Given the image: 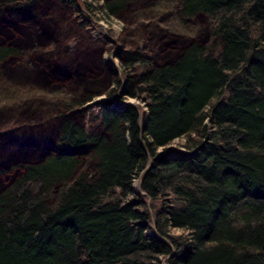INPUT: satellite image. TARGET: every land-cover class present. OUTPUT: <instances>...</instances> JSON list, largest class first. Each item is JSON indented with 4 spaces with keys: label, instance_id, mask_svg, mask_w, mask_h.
<instances>
[{
    "label": "trees",
    "instance_id": "16d2710c",
    "mask_svg": "<svg viewBox=\"0 0 264 264\" xmlns=\"http://www.w3.org/2000/svg\"><path fill=\"white\" fill-rule=\"evenodd\" d=\"M42 1L0 0V64L32 52L38 79L54 85L65 69L39 43L58 31L48 18L58 6L43 13ZM135 3L102 6L122 16ZM149 10L153 24L140 26L180 44L160 62L140 42L120 55L122 96L142 97L147 111L106 99L89 133L71 112L93 93L73 85L55 104L52 147L0 148V264H264V0H155ZM198 20L204 34L192 32ZM86 58L73 81L94 70ZM183 137L197 154L173 150ZM140 178L149 207L134 199Z\"/></svg>",
    "mask_w": 264,
    "mask_h": 264
},
{
    "label": "rangeland",
    "instance_id": "374dc122",
    "mask_svg": "<svg viewBox=\"0 0 264 264\" xmlns=\"http://www.w3.org/2000/svg\"><path fill=\"white\" fill-rule=\"evenodd\" d=\"M154 1L136 0L132 6L137 8L136 11H127L122 16L108 14L102 6L105 0H75L73 6L70 2L65 3L62 0L39 2V8L43 13L58 6V10L48 17L51 22H57L58 31L49 34L45 39H40L42 42L39 45L44 48L45 59L49 58L47 51H52V61L65 69L61 75L64 81L46 85L45 80L38 79L37 74L42 70L38 64L39 60L37 63L33 61L32 52L24 54L23 57L8 58L0 64V148L6 149L7 146L21 143L28 145L38 141L52 147L55 144L59 122V112L55 104L61 98L70 99L75 89L79 92L93 93L92 99L71 112L89 133L100 128L99 106L106 99H112L115 105L129 102L138 106L141 112L147 111L148 107L142 97L122 96L127 81L122 73L120 55L138 42L142 43L140 45L146 47L148 53L158 62L176 54V48L180 43L174 42L173 37L162 42V37L156 29L154 34H149L144 26H140L145 23L153 24L155 18L149 7ZM158 23L161 27L164 26L163 21ZM194 23L196 26L192 32L204 34L202 30L206 26L205 20ZM26 39L22 34L13 41L24 45ZM85 57L90 63V69L92 67L91 70L95 65L94 70L92 73L87 72L88 77L85 81L76 79L73 81L70 79L71 72L73 68H78ZM95 59L97 64H92ZM112 93L114 96H111ZM185 140V137L179 138L171 147L174 151L187 155L197 154L196 149L189 151L182 147ZM133 187L136 193L134 199L145 201L149 207L151 200L140 188L139 179L134 181ZM146 233L152 236L155 233L154 227L151 226Z\"/></svg>",
    "mask_w": 264,
    "mask_h": 264
},
{
    "label": "water",
    "instance_id": "95a60500",
    "mask_svg": "<svg viewBox=\"0 0 264 264\" xmlns=\"http://www.w3.org/2000/svg\"><path fill=\"white\" fill-rule=\"evenodd\" d=\"M149 166H147V168H148ZM146 168V169H147ZM139 184H140V187H141V178H140V180H139ZM145 194V193H144ZM154 231H155V233L153 234V235H157V231H156V229L154 228Z\"/></svg>",
    "mask_w": 264,
    "mask_h": 264
}]
</instances>
